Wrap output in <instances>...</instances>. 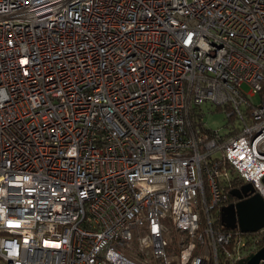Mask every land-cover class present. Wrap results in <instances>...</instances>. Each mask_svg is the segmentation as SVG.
<instances>
[{
	"label": "built area",
	"instance_id": "obj_1",
	"mask_svg": "<svg viewBox=\"0 0 264 264\" xmlns=\"http://www.w3.org/2000/svg\"><path fill=\"white\" fill-rule=\"evenodd\" d=\"M246 184L264 198V0H0L3 264H240Z\"/></svg>",
	"mask_w": 264,
	"mask_h": 264
},
{
	"label": "water",
	"instance_id": "obj_2",
	"mask_svg": "<svg viewBox=\"0 0 264 264\" xmlns=\"http://www.w3.org/2000/svg\"><path fill=\"white\" fill-rule=\"evenodd\" d=\"M232 196L239 201L231 203L222 209L221 219L225 227L242 232H256L264 228V198L251 184L243 185L231 191ZM264 263V246L256 253L240 261V264Z\"/></svg>",
	"mask_w": 264,
	"mask_h": 264
},
{
	"label": "rangeland",
	"instance_id": "obj_3",
	"mask_svg": "<svg viewBox=\"0 0 264 264\" xmlns=\"http://www.w3.org/2000/svg\"><path fill=\"white\" fill-rule=\"evenodd\" d=\"M206 121L211 128L225 129L228 123V118L222 112H215L206 117ZM0 264H3V260L0 259Z\"/></svg>",
	"mask_w": 264,
	"mask_h": 264
},
{
	"label": "flooded vegetation",
	"instance_id": "obj_4",
	"mask_svg": "<svg viewBox=\"0 0 264 264\" xmlns=\"http://www.w3.org/2000/svg\"><path fill=\"white\" fill-rule=\"evenodd\" d=\"M234 198H235V197H231V203H234V202L239 201V199H237V198L234 199ZM231 203H230V204H231Z\"/></svg>",
	"mask_w": 264,
	"mask_h": 264
},
{
	"label": "trees",
	"instance_id": "obj_5",
	"mask_svg": "<svg viewBox=\"0 0 264 264\" xmlns=\"http://www.w3.org/2000/svg\"><path fill=\"white\" fill-rule=\"evenodd\" d=\"M237 183H238V186L241 185V184H240L241 182H237ZM237 183L235 184L236 186H237ZM234 199H235V198H234ZM262 264H264V263H262Z\"/></svg>",
	"mask_w": 264,
	"mask_h": 264
},
{
	"label": "bare ground",
	"instance_id": "obj_6",
	"mask_svg": "<svg viewBox=\"0 0 264 264\" xmlns=\"http://www.w3.org/2000/svg\"><path fill=\"white\" fill-rule=\"evenodd\" d=\"M191 118H193V117H191ZM193 123H194V120H193ZM202 132H203V130H202ZM230 195H231V197H234V196H232L231 192H230Z\"/></svg>",
	"mask_w": 264,
	"mask_h": 264
}]
</instances>
